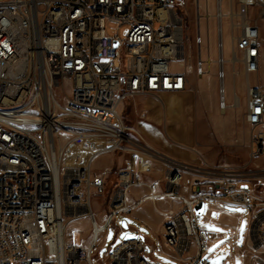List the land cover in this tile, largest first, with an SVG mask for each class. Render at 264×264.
<instances>
[{"label": "built area", "instance_id": "obj_1", "mask_svg": "<svg viewBox=\"0 0 264 264\" xmlns=\"http://www.w3.org/2000/svg\"><path fill=\"white\" fill-rule=\"evenodd\" d=\"M184 4L0 0V264H93L98 244L118 218L162 198L182 204L180 211L166 214L164 241L183 264H209L211 237L200 226L196 210L201 202L249 209L251 242L264 249V198L248 183L262 184L264 170L246 175L181 163L152 147L120 113L129 98L187 89L186 74L173 68L185 66L188 28L178 10ZM197 6L201 19L198 1ZM256 10L264 15V0H230L229 13H216L219 21L229 19L233 44L226 59L223 41L217 42L216 64L221 109L230 107L223 85L225 65H240L245 71L246 120L253 156L261 157L264 88L250 80L259 77L263 53L259 21L252 15ZM124 27L122 37L119 30ZM201 43L198 34L196 44ZM206 64L200 54L198 77L207 74ZM67 80L71 94L61 102L56 90L64 93ZM116 153L138 156L147 169L153 162L164 163L166 190L158 193L152 184L138 181L134 170L120 169L109 208L98 221L93 200L105 196L107 183L93 166L98 158ZM187 172L202 175L191 184L190 196L180 193ZM133 187L148 191L137 205L129 202ZM82 217L91 224L86 248L79 245L77 233L66 240L69 222ZM104 263L150 264L139 238L109 249Z\"/></svg>", "mask_w": 264, "mask_h": 264}, {"label": "crops", "instance_id": "obj_2", "mask_svg": "<svg viewBox=\"0 0 264 264\" xmlns=\"http://www.w3.org/2000/svg\"><path fill=\"white\" fill-rule=\"evenodd\" d=\"M209 1L206 0L207 9L209 8ZM199 4L201 7L200 0ZM224 20L225 18L222 21ZM197 21L198 34H200V20L198 19ZM203 42L202 38L201 45H198L201 55ZM224 48L223 41V50ZM188 53L185 50L184 59L188 58L185 62L183 59L185 66L181 68L183 70H179L187 76V89L178 94H163L170 96L169 102L162 106H149L147 112L148 122L138 124L139 130L152 137L151 139L145 138L151 146L162 154L181 163L199 167V169L213 167L212 165H214L213 168H216L215 165H219L218 168L221 170L243 172L246 175L253 171L264 170V156H253L255 147L252 141L251 127L246 120V103L244 109L237 115L233 111H228L226 116L228 125L225 130L221 126L216 127L221 137H224L223 139L229 144L230 150L237 155L235 160L226 155L220 158L221 150L216 149V141L210 147L202 143L192 144V141L196 140V134L199 135V131H196L194 126L195 107L199 109V114L201 113V115L206 110V107H204L201 96L196 90V83L200 82L203 77L197 76L193 57L190 54L188 55ZM225 69L226 78L229 77L231 79L233 86L237 79L243 80L246 85V74L242 66L237 65L233 68L230 64H226ZM252 77L254 76L250 77L251 82ZM215 78L219 80L217 72ZM217 94L216 90H213L209 96V108L213 113H217L215 101ZM226 99L230 104L231 101L228 97ZM243 123H247L249 129H245ZM119 154L104 155L103 166L97 171L98 174L105 175L107 188L110 189V192L118 182L117 170L113 168V164ZM128 157V159H123L121 167L118 168L119 170L125 168L134 170L138 181L152 184L158 193L166 190L164 184L166 165L164 163L153 162L150 164V168L147 169L148 166L146 164H135L136 161L140 160L138 156L129 154ZM201 178L202 175L200 173H184V183L180 193L190 196L191 184L196 179ZM248 183L256 187L257 195L264 198L263 181L262 184H258L255 181L248 180ZM147 194L148 191L145 188L133 187L129 194L130 204L137 205L140 199ZM181 209L182 204L180 201L162 198L154 202L146 201L135 207L126 216L132 221L130 225L126 222L127 230L130 231V234L138 236L142 241L144 257L150 264H183L182 259L164 241L166 214L169 211L177 212ZM201 217L202 220H199L198 217V222L202 228L209 232L211 237L208 253L209 264V257H214L217 264H258V261L264 262V249L254 247L250 239L249 209L207 201L205 202L204 214ZM123 223L121 230H126ZM79 245L86 248L90 245V242L87 244L79 243ZM191 255L192 252L185 258Z\"/></svg>", "mask_w": 264, "mask_h": 264}, {"label": "rangeland", "instance_id": "obj_3", "mask_svg": "<svg viewBox=\"0 0 264 264\" xmlns=\"http://www.w3.org/2000/svg\"><path fill=\"white\" fill-rule=\"evenodd\" d=\"M185 1L184 6L178 8L179 12L183 15L186 19V25L188 28V36L189 39L186 42L185 50L188 55H192L196 74H197V60L200 56L199 47L196 44V37L198 36V19L200 20V35L203 38V45L201 46L202 49V56L203 59L207 62L206 64V71L207 74L203 76V79L196 83V90L198 91L199 95L201 96L202 102L206 110L199 114V109L195 107L194 114V126L196 131H199V135L196 134V140L192 141V144L197 145V143H202L203 145L209 146L215 141L217 142V148L221 150V157L223 158L224 155L235 160L237 155L230 150L229 144L225 139L221 137V135L216 130L217 126H221L222 129H226L227 123V114L228 111H233L234 114H238L241 112L246 103V85L245 82L241 79H237L235 85H232V81L229 77L224 80V87L226 91V97L231 101L229 104V108L221 109L220 106V95L219 89L221 86L220 80L215 78V74L217 72V65L216 61L220 55L219 49H217V42L219 41V22L222 24L223 32L221 34L222 40L224 41V50L223 54L226 59L231 58L232 55V31L230 28V22L228 18H225L224 21H219L215 16L218 12V3L221 2V12L224 14L229 13L230 10V0H210L209 1V8H206V0H200L201 9H200V16L201 19L198 17V6L197 1L199 0H183ZM215 6V10H214ZM262 10H256L252 12L253 17L257 18L259 21V26L261 30V43L263 46V53H262V62H261V71L258 76L252 77V83L258 84L262 88H264V15H260ZM223 22V23H222ZM156 28H159V22L156 20L154 23ZM126 32V28H121L119 30V35L123 37L124 33ZM199 52V53H198ZM187 57V56H186ZM188 58V57H187ZM187 58L184 59V62L187 61ZM176 70H183L177 64L173 66ZM65 92L63 93L61 90H56V94L61 102H65L67 97L71 94V82L65 81L64 83ZM213 90H216L217 97H216V107L217 113L211 112L212 110L210 107L209 96ZM235 96L239 99L238 106L234 105ZM170 96L163 95V96H154V95H141L135 96L132 98L127 99L120 107V113L123 117V120L127 126H131L139 131L144 139L148 137L151 139L152 137L148 134L143 133L139 130L138 124L148 122V109L151 105H164L166 102H169ZM208 110V111H207ZM244 114V112H243ZM244 116V115H243ZM243 127L245 129H249L247 123H243ZM223 130V131H224ZM147 141V140H146ZM153 147V146H152ZM118 154V153H116ZM115 154V155H116ZM126 154V155H125ZM129 154L127 153H120L117 155L116 160L113 164V168L119 171L118 168L121 167L123 159L129 158ZM99 163L95 164L93 168L98 170L101 166H103L104 158H98ZM214 167V165H212ZM213 167H205V170L214 171L219 169V165H215L216 168ZM199 168V167H196ZM110 189L107 188V192L105 196L95 198L93 200V208L97 217L98 221H101L103 218V214L109 208V196L111 192ZM199 220H202V217H199ZM127 222L129 225L132 224V221L125 217L118 218L115 226H112L111 229L102 237L101 242L98 244V247L95 250L93 264H105V255L107 254L109 249H115L120 246L122 243L125 242V237L130 234L129 230H121L122 223ZM73 233H77L79 235V243L87 244L90 242L91 238V224L90 220L87 217H82L80 219L74 220L69 222L67 226V234L66 240L70 242ZM210 264H217L214 257H209Z\"/></svg>", "mask_w": 264, "mask_h": 264}, {"label": "water", "instance_id": "obj_4", "mask_svg": "<svg viewBox=\"0 0 264 264\" xmlns=\"http://www.w3.org/2000/svg\"><path fill=\"white\" fill-rule=\"evenodd\" d=\"M218 13H221V2L219 1L218 3ZM222 29V24L221 22H219V30L221 31ZM219 42L221 43L222 42V36H221V33L219 35ZM204 209H205V203L204 202H201L196 210H197V214L199 217H201L203 214H204ZM123 226H125V229L127 230L128 228L126 227V222L123 223ZM138 238V236H135V235H132V234H128L126 237H125V241H128V240H131V239H136Z\"/></svg>", "mask_w": 264, "mask_h": 264}, {"label": "bare ground", "instance_id": "obj_5", "mask_svg": "<svg viewBox=\"0 0 264 264\" xmlns=\"http://www.w3.org/2000/svg\"><path fill=\"white\" fill-rule=\"evenodd\" d=\"M237 103H238V100H237ZM135 164H138V165L139 164H142V165H144L145 163H143L142 161L139 160V161H136Z\"/></svg>", "mask_w": 264, "mask_h": 264}]
</instances>
